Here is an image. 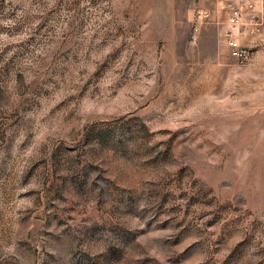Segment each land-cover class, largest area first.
I'll return each mask as SVG.
<instances>
[{
    "label": "rangeland",
    "instance_id": "374dc122",
    "mask_svg": "<svg viewBox=\"0 0 264 264\" xmlns=\"http://www.w3.org/2000/svg\"><path fill=\"white\" fill-rule=\"evenodd\" d=\"M220 0H0V264H264V28Z\"/></svg>",
    "mask_w": 264,
    "mask_h": 264
},
{
    "label": "built area",
    "instance_id": "2783aa9c",
    "mask_svg": "<svg viewBox=\"0 0 264 264\" xmlns=\"http://www.w3.org/2000/svg\"><path fill=\"white\" fill-rule=\"evenodd\" d=\"M220 1L225 13L224 41L229 55L239 65H246L254 58V51L246 40L257 36L264 28V0Z\"/></svg>",
    "mask_w": 264,
    "mask_h": 264
}]
</instances>
